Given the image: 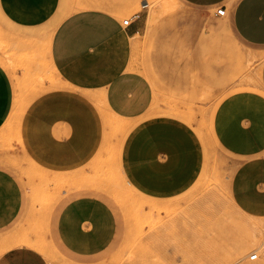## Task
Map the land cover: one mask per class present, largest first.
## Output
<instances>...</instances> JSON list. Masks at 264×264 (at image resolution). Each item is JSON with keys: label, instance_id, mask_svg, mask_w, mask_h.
Segmentation results:
<instances>
[{"label": "crops", "instance_id": "obj_1", "mask_svg": "<svg viewBox=\"0 0 264 264\" xmlns=\"http://www.w3.org/2000/svg\"><path fill=\"white\" fill-rule=\"evenodd\" d=\"M182 1L209 10L225 8L221 16L235 39L264 54V0ZM134 5L135 0H96L89 7H73L69 0H0L1 16L18 35L26 30L44 37L48 65L58 78L44 82L47 88L29 104L21 126L13 120L21 137L15 156L23 154L49 170L48 180H53L54 171L71 183L78 178L69 183V198L50 218L59 245L75 257L105 252L119 229L114 208L101 194L105 187L87 183L93 162L104 153V110L132 122L120 163L134 185L174 191L184 185V163L187 179L200 171L198 137L182 118L143 119L151 110L153 92L134 60L137 38L146 33L151 15L148 7L139 20L125 26L121 15ZM212 53L205 57L199 50L190 51L189 74L213 75ZM33 67L44 74L43 64ZM8 68L0 55V131L11 123L18 91L15 83V94ZM257 83L217 99L209 129L214 143L236 162L230 181L235 206L250 219L264 220V55ZM4 158L0 157V232L26 217L31 220L27 214L33 208L27 186Z\"/></svg>", "mask_w": 264, "mask_h": 264}, {"label": "rangeland", "instance_id": "obj_2", "mask_svg": "<svg viewBox=\"0 0 264 264\" xmlns=\"http://www.w3.org/2000/svg\"><path fill=\"white\" fill-rule=\"evenodd\" d=\"M69 1L73 7L96 3ZM144 2H148L151 16L146 33L137 38L134 61L136 70L152 86L153 100L143 119L178 116L196 135L197 130L204 134L211 144L205 149L204 136L198 137V176L187 179L184 163V185L177 190L154 192L134 185L120 163L122 142L129 130L108 127L104 153L93 162L94 172L89 176L105 187L101 194L118 217L117 238L100 255L75 257L59 245L50 219L69 198L65 190L71 182L42 179L33 160L23 154L16 157L21 142L18 127L14 122L6 124L0 131V157L7 158L8 166L27 186L33 208L27 214L31 220L26 217L0 232V264H264V220H249L235 206L230 181L236 162L212 140L208 116L221 96L258 84L264 54L238 42L217 10L197 8L182 0H135L134 6H128L134 8L121 17L140 10ZM16 30L0 13V55L10 65L12 78L15 71L14 87L17 83L26 111L47 88L44 82L58 78L48 65L44 37L26 30L18 35ZM192 50L205 57L215 54L213 75L189 74L187 58ZM38 62L43 64L44 74L33 67ZM254 229L260 230L255 245L249 237ZM256 252L258 258L250 259Z\"/></svg>", "mask_w": 264, "mask_h": 264}, {"label": "bare ground", "instance_id": "obj_3", "mask_svg": "<svg viewBox=\"0 0 264 264\" xmlns=\"http://www.w3.org/2000/svg\"><path fill=\"white\" fill-rule=\"evenodd\" d=\"M27 74V73H26ZM31 76V75H30ZM14 78V77H13ZM58 80V79H57ZM32 87V86H31ZM18 88V87H17ZM201 92V91H200ZM208 92V91H207ZM212 92V91H211ZM210 92V93H211ZM213 95L211 94V97H212ZM214 96H216V95H214ZM20 95H19V93L17 92V94H16V99H15V104H14V109L12 110L13 112H12V115L10 116L11 117V122L14 120L19 126H21V122H22V117H23V113H24V111H25V108H23V103L21 102V100H20ZM213 98V97H212ZM104 115H105V122H106V125H107V127H113V128H115L116 130H128V129H130V127L132 126V122H130L129 120H126V119H123V118H121V117H119V116H116V115H114L113 113H107L105 110H104ZM206 115V114H205ZM209 116V115H208ZM204 118V117H203ZM13 121V122H14ZM203 125V124H202ZM197 137H201V138H203V136H204V134H202V132L201 131H198L197 130ZM20 139H21V137H20ZM204 148L206 149V148H208L207 146H209L211 143L207 140V138H205V136H204ZM211 147V146H210ZM3 158V157H2ZM5 159V158H4ZM6 160V159H5ZM36 168H38L39 169V171H35L37 174H39V176L42 178V179H47L48 178V176H49V174H50V171L49 170H46V169H44V168H42V167H40V166H36ZM33 169V168H32ZM36 170V169H35ZM29 171H30V169H29ZM34 172V171H33ZM78 172H79V170H78ZM71 173H73V172H71ZM52 175V177H53V181H58V180H61V179H64V175H63V173L62 172H57V171H54V172H52L51 173ZM74 174V173H73ZM72 174V175H73ZM80 174H82L81 172H80ZM79 174V175H80ZM30 175V174H29ZM83 175H85V174H82L81 176H83ZM38 175H37V177H39ZM87 176H89V175H87ZM92 176V175H91ZM94 177V176H93ZM70 179V178H69ZM68 179V180H69ZM40 180V179H39ZM42 181V180H41ZM47 181V180H46ZM79 181V180H78ZM62 182V181H61ZM69 182V181H68ZM88 184H95V185H98V186H104L100 181H97V180H94V179H91V180H89L88 182H87ZM66 184V183H65ZM67 184H69V183H67ZM70 184H72V183H70ZM84 184V183H83ZM75 185H76V183H75ZM77 185H78V183H77ZM79 185H81V183L79 182ZM84 186V185H83ZM75 187V186H74ZM82 187V186H81ZM72 188V187H71ZM72 190V189H71ZM69 191H70V189H69ZM239 211V210H238ZM131 217V216H130ZM38 220H40V218L38 219ZM249 220H250V218H249ZM253 223V222H252ZM245 224V223H244ZM37 225V224H36ZM246 225V224H245ZM245 225H243V226H245ZM35 227V226H34ZM37 228V227H36ZM242 229H246V227L245 228H242ZM40 230H41V228H40ZM36 231V235H38V233H37V230H35ZM246 231V230H245ZM41 232V231H40ZM259 233H260V230H259ZM258 232H257V229H254V230H252V233L250 234L251 236H249V237H252V243L255 245V244H257L258 243V241H259V234ZM26 234V233H25ZM40 235V234H39ZM23 236V235H22ZM26 238V237H25ZM1 239V238H0ZM26 241H27V238L25 239ZM24 240V241H25ZM44 240V239H43ZM33 242V241H32ZM251 242V241H250ZM49 246V245H48ZM253 254V253H252ZM251 254V255H252ZM250 255V256H251Z\"/></svg>", "mask_w": 264, "mask_h": 264}, {"label": "built area", "instance_id": "obj_4", "mask_svg": "<svg viewBox=\"0 0 264 264\" xmlns=\"http://www.w3.org/2000/svg\"><path fill=\"white\" fill-rule=\"evenodd\" d=\"M148 6H149L148 2H144V3L142 4V7H141L140 10L134 12L132 15L126 17V18L123 20V24H124L125 26H129V25H131L134 21L139 20V19L142 17L143 10L146 9V8H148ZM217 12H218L219 15H224V14H225V8H219ZM258 256H259V255H258L257 252H256V253H253V254L250 256V259L255 260V259L258 258Z\"/></svg>", "mask_w": 264, "mask_h": 264}]
</instances>
